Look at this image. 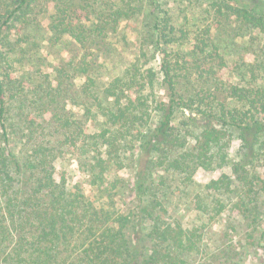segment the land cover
<instances>
[{"label": "trees", "instance_id": "16d2710c", "mask_svg": "<svg viewBox=\"0 0 264 264\" xmlns=\"http://www.w3.org/2000/svg\"><path fill=\"white\" fill-rule=\"evenodd\" d=\"M212 1L217 23L264 32V6L258 2ZM49 3L55 8L51 38L62 42L71 36L82 47L100 43L144 7L143 0H0V264H191L187 253L203 249L196 240L199 233L172 218L158 196H140L144 202L140 211L122 212L117 207L120 171L129 161L134 167L145 162V171L137 179L142 193L153 168L172 169L186 182L194 181L200 168L211 171L230 165L236 173L243 171L237 184L226 173L211 178L204 184L211 198L198 203L218 215L226 209L222 198L228 197L244 219L256 222L264 179L253 165L264 147V83H218L206 96H184L179 89L185 64L182 50L173 54L170 49L186 31L180 30L181 38H176L178 30L162 1L151 11L153 45L141 44V53L122 73L102 79L93 70L95 61L86 54L77 62L63 61L55 70L57 86L48 83L52 105L58 102L59 87L72 74L81 75V94L88 100L85 109L98 121V129L89 132L86 119L70 113L50 121L59 128L58 142L44 134L40 139L30 136L34 141L28 140V147L18 146L11 115L16 79L9 59L16 55L19 40L12 42L7 35L16 27L27 29L39 22L38 17L47 15ZM211 33L210 26L199 33L191 52L201 61L197 66L201 73L214 77L226 61ZM150 55L157 64L147 66ZM260 67L264 73V60ZM18 89L24 92L25 86ZM161 89L167 100L159 99ZM186 110L189 114L180 120L179 111ZM235 138L241 140L239 152L244 155L239 161L231 150ZM63 151L87 174L89 193L79 184L68 183L67 171L58 169L56 160ZM250 167L254 174H249ZM255 181L263 185L257 188ZM222 252L213 256L208 252L196 264H224L226 252Z\"/></svg>", "mask_w": 264, "mask_h": 264}, {"label": "rangeland", "instance_id": "374dc122", "mask_svg": "<svg viewBox=\"0 0 264 264\" xmlns=\"http://www.w3.org/2000/svg\"><path fill=\"white\" fill-rule=\"evenodd\" d=\"M158 1L164 2V8L169 9L168 16L178 30L176 38H181L180 30L186 31V36L173 45V49H170L173 54L182 50L185 64L179 80V89L184 96H206L218 83L239 85L264 83V73L260 67L264 60V32L258 29L239 28L238 24L230 27V23L224 26L222 23H217L212 10V0H143L144 7L139 15L125 19L116 30H110L103 41L93 47H82L81 44L74 43L71 36H66L62 42L53 40L50 26L55 8L54 3H49L47 15L38 17L39 22L36 21L27 29L16 27L7 35V39L10 38L12 42L19 40L15 49L16 55H12L9 59L10 71H13L16 79L12 93L17 94V98L12 100L11 115L16 126L15 136L19 147L30 146L28 140L34 141L30 139V136L40 139L44 137V134L47 138L58 142L62 138L59 128L51 126V122H54V119L66 117L70 113L76 118L86 119L85 127L89 132H95L98 129V121L85 109L88 100L81 94V86L84 82L81 75L72 74L70 80L59 87L61 90L58 102L52 105L48 104L50 100L47 95L48 83L52 81L53 86H57L58 74L55 70L65 64L63 61L67 63L68 60L73 59L77 62L86 54L89 60L95 61L93 70L101 74L102 79L107 80L122 73L131 60L141 53V44L145 48L146 44L153 45L152 38L149 36L151 33L149 22L152 7L154 8L153 5ZM254 1L264 6V0ZM207 26L211 27V34L226 61L225 67L219 69L217 76L214 77L212 74L201 73L197 67L201 61L199 60L198 63L197 54L194 55L191 52L192 47L197 43L198 34H202ZM24 48L26 52L23 53ZM150 56L147 66L152 65L153 62L157 64L153 61V55ZM23 85L24 92L18 89ZM39 87L43 90L40 91ZM36 91L41 95H36ZM40 96H43V99ZM158 97L160 100H167L164 89L159 91ZM185 114H189V110L179 111L180 120ZM28 131H31L29 136H27ZM188 141L195 144L191 136H188ZM239 149H241V140L235 138L231 150L235 154L236 161L241 159V155L244 156ZM63 150H66V147H63ZM135 152L139 153L138 150ZM131 164L129 161L120 171L122 181L117 189V207L122 212L140 211L144 204L140 196H158L168 208L172 218L182 222L189 231L199 233L196 240L203 249L199 253L195 251L187 253L191 264H196L208 255L213 256L214 253L222 250L226 252L224 264L264 262V189L259 195L261 206L256 222L252 218L244 219L238 213V209L229 202L228 197L222 198L226 203V209L218 215H214L208 208L202 209L203 204L198 203L211 198V194L204 190V184L211 178H218L226 173L233 175L237 184L240 182L238 176L243 174V171L236 173L230 165L216 167L211 171L200 168L195 173L194 181L186 182L182 175L172 169L153 168L149 177V186L142 193L137 182L145 171V162L139 161L136 167ZM56 165L59 170L67 171L68 183L79 184L88 193L90 192L87 174L79 167L75 158L63 151L61 157L56 160ZM253 167L261 180L264 179V147ZM251 169L252 167L248 168L249 174H254V170L251 171ZM255 182L257 188L263 185L260 181ZM229 195L237 196L234 193ZM213 196L215 195L212 191V199ZM135 235L139 237V232L137 231ZM211 251L212 254H208ZM218 258L224 260L220 256Z\"/></svg>", "mask_w": 264, "mask_h": 264}]
</instances>
